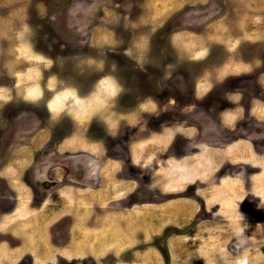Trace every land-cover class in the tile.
Listing matches in <instances>:
<instances>
[{
	"label": "rangeland",
	"instance_id": "374dc122",
	"mask_svg": "<svg viewBox=\"0 0 264 264\" xmlns=\"http://www.w3.org/2000/svg\"><path fill=\"white\" fill-rule=\"evenodd\" d=\"M263 101L264 0H0V264H198L190 229L230 222L215 208L191 216L192 168L237 170L250 186L257 171L231 169L229 155L248 137L260 150L242 128L264 124ZM245 114L255 121L235 126ZM92 139L107 154L123 148L121 162ZM56 144L92 160L95 178L49 153ZM81 179L86 188L67 186ZM247 198L255 224L231 222L228 245L251 243L252 264H264V213Z\"/></svg>",
	"mask_w": 264,
	"mask_h": 264
},
{
	"label": "crops",
	"instance_id": "0c3cea01",
	"mask_svg": "<svg viewBox=\"0 0 264 264\" xmlns=\"http://www.w3.org/2000/svg\"><path fill=\"white\" fill-rule=\"evenodd\" d=\"M229 158L236 166L240 165L251 169L256 166H261L263 171H257L259 173L251 177V185L248 186L243 181L242 177L233 178L230 176L219 180L217 178L214 183H211L210 180L214 178L215 168L211 169L209 167L207 170L192 168L189 177L191 180L189 183L194 181H205L206 183L199 188L201 194L198 193L197 184V189H195L194 193L195 197L193 199L188 198L186 201V205L191 207V216L195 217V215L201 211L209 213L211 208H215V215H217V218H223L224 223L230 222L227 227L219 228L214 226V223H211L212 219L199 218V222L196 224L199 228L192 227L190 229L191 232L189 236L201 243V246L197 248L195 246L193 247L194 244L191 246L194 251V259L192 262H197L198 264H246L248 262L252 264L253 262L250 252L254 250V248L251 243H249L250 245L248 247L246 246L247 243L239 244L235 250H232L228 242L232 241L234 237H237L233 235L234 229L230 231L232 227L231 222L238 224V221L244 222L246 220V222L252 221V223L255 224L251 216L241 209L243 201L249 199L247 198L248 196L257 199L258 205L260 203L259 210H261L260 212L262 214L264 213L261 208H264V202L262 201L264 198V158H253L250 154L242 153H232L229 155ZM254 177L256 178L253 179ZM258 179H260L261 182H259ZM171 204L172 203H170V209L175 212L176 218L174 220L177 221V203ZM95 234L96 231L94 232V235ZM238 235H240V233H238ZM240 238L244 237L241 235ZM248 239L250 242L252 235H249ZM240 242L243 243L242 240ZM245 255L246 257H244ZM254 263L256 264V261H254Z\"/></svg>",
	"mask_w": 264,
	"mask_h": 264
},
{
	"label": "flooded vegetation",
	"instance_id": "af4514ba",
	"mask_svg": "<svg viewBox=\"0 0 264 264\" xmlns=\"http://www.w3.org/2000/svg\"><path fill=\"white\" fill-rule=\"evenodd\" d=\"M250 78H252V82H255L256 80H257V73H256V75H254V76H249ZM193 89H194V86H193ZM193 92V91H192ZM123 97L124 96H120L119 97V99H123ZM255 100V99H254ZM119 103H120V100H119ZM222 103L223 104H227L228 105V102H226L225 100H224V98H222ZM121 104V103H120ZM239 104H240V102H239ZM250 104L251 103H246V108L248 109L249 107H250ZM255 104H260V105H264V101L261 103V102H255ZM220 105H222V104H220ZM231 107H233V105H231V104H229ZM44 107H45V105H44ZM35 111H36V109H34ZM47 112V111H46ZM39 115H42V118H37L39 121H40V123H41V125H37V128H39V130L41 131V130H45V125H44V123L43 122H41V121H44L45 122V109L43 110H41V112L40 113H38ZM48 114V113H47ZM219 114H220V112H219ZM173 116L176 118V112H173ZM240 117H243V115L242 116H240ZM253 117H256L254 114H250L249 116H248V114H245V116L241 119V120H239L237 123H236V125L235 126H237L238 125V123L239 122H241V123H246L247 121H255V119L253 118ZM219 119V118H218ZM220 124H222L223 123V119H222V117H220V122H219ZM258 126H260L258 129L259 130H254L253 128V126L255 125V123H252V125H244V127L242 128V130H244L245 132H250V130H252V134H251V136L253 137V138H257L258 139V141H259V148H260V150H258L257 148H256V146L253 144V139L251 138V137H248V138H246V139H238V141H235V144L233 145V147L234 148H232V151H233V153H236V154H250V155H252V157L253 158H264V124H260V123H256ZM44 125V126H43ZM224 128H225V126L224 125H222ZM41 127V128H40ZM235 129V128H234ZM228 130H230V129H228ZM236 130V129H235ZM158 135H160V133H157ZM245 134H247V133H245ZM34 136H36V133L34 134ZM22 137L23 136H21L20 138H19V140H20V142L22 141ZM241 136H239L238 138H240ZM34 138V137H33ZM31 140L32 139H29V141H27V139L25 140V141H23V143H18V145L17 146H15V143H13V140H12V145H9V144H3V146L6 148V150H8L9 152H11L12 151V149H13V146L14 147H18L19 146V149H26V148H28V147H30L31 146ZM91 143H93L94 145H98V148H100V150H98L97 148H96V152L97 151H100L99 153L102 155V156H104L105 158H106V160L107 161H115V162H121V161H119V159H116V157H114L115 156V152H117L118 150H120V151H123L124 149L123 148H121L120 146H119V148H118V150H115V148L111 151L110 150V153L109 154H107V148L105 149V144H104V142L103 141H101V140H97V139H92L91 140ZM60 144V143H59ZM59 144H56V147H53L50 151H49V153H52L53 151L55 152V155H57V156H59V157H61V158H63V159H65V158H68L69 160H67V162L68 163H65V166L66 167H71L72 169H73V165H74V163H76V167L77 168H79V174H80V176H81V178L82 179H84V181H87V180H91V179H93V178H95V176H94V162L92 161V160H89L88 158H86L85 156H83V154L82 153H80V154H75V155H73V156H66L65 154H63V153H58L57 151H59L58 150V147H59ZM42 147V146H41ZM39 148L38 150H34V157H32L33 158V161H31L30 163H29V165H28V167L30 168L31 166H33V165H36V163L37 162H39V159H36V153H37V151L39 152V153H41V154H43V152L45 151V143L43 144V147L42 148ZM109 151V150H108ZM128 151V150H127ZM8 152V153H9ZM36 152V153H35ZM175 152V151H174ZM69 153V152H68ZM71 154H73V153H71ZM128 154L130 155V152H128ZM63 156V157H62ZM44 158H45V154H44V156H43ZM188 158H189V160H191V159H195L194 158V155L193 154H191L190 153V155H188ZM201 159H203L202 157H200ZM172 159H174L175 161H177V156H172ZM198 160V159H197ZM203 161H205V160H203ZM206 161H207V159H206ZM90 162H92V163H90ZM44 165H45V163H44ZM52 165V163L50 162V165L48 166V168L50 167ZM204 167L206 166L205 164H204V162H203V164H202ZM107 166H109V164L107 165ZM193 166V165H192ZM229 166H231V169H233V168H236L237 169V167L238 166H240V165H235L233 162H229ZM5 166L3 165V166H1L0 165V170L2 169V168H4ZM52 167H54V166H52ZM96 167V166H95ZM197 167V166H196ZM221 167L222 166H220L219 168H215V173H214V177L221 171L220 169H221ZM242 167H244V166H242ZM245 168H247V169H251V168H249V167H245ZM81 169V170H80ZM251 170H256V171H259V172H261V171H263L262 170V167L261 166H256V167H253ZM237 170H234V173H230V174H228L227 175V173L225 172V170H224V172H220V176H218L217 178H218V180L219 179H224V177H235V178H237L236 177V174H237ZM259 172H254V173H252V175L254 174H257V173H259ZM232 174V175H231ZM252 175H250V177L252 176ZM217 178H215V179H217ZM80 180V183H78L79 185H70V184H67V186L68 187H73V188H86V186H83V185H85V183H83V180ZM120 183H124V182H122V181H119ZM126 183H130L129 181H125ZM205 181H194V182H192V183H190L189 185H195V184H199L200 186H204L205 185ZM98 184V183H97ZM52 186H55L54 184H51ZM93 186H95V185H93ZM93 186H91V187H93ZM195 187H197V186H195ZM94 190H97V188H95ZM29 191L30 192H32L31 191V189L29 188ZM141 204H146L145 202L143 203H141ZM141 204H139V205H141ZM107 205V204H106ZM94 207H95V209H94ZM93 209H94V211L92 212V213H90L89 214V216H88V220H90V221H92V220H94V218L95 217H97V216H99L100 215V213H98V212H96V200L93 202ZM0 216H1V213H0ZM110 216L111 217H113L111 214H110ZM109 216V217H110ZM0 220H2V218L0 217ZM7 220V219H6ZM5 220V221H6ZM68 221V220H67ZM95 221V220H94ZM70 223V222H69ZM17 264V263H16Z\"/></svg>",
	"mask_w": 264,
	"mask_h": 264
}]
</instances>
